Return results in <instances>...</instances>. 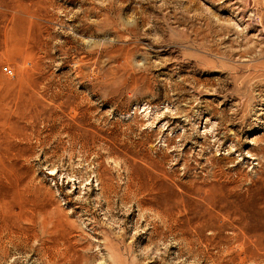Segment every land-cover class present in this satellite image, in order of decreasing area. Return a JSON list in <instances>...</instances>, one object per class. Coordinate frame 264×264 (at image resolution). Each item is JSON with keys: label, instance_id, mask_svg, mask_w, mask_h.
<instances>
[{"label": "rangeland", "instance_id": "374dc122", "mask_svg": "<svg viewBox=\"0 0 264 264\" xmlns=\"http://www.w3.org/2000/svg\"><path fill=\"white\" fill-rule=\"evenodd\" d=\"M0 264H264V0H0Z\"/></svg>", "mask_w": 264, "mask_h": 264}, {"label": "built area", "instance_id": "2783aa9c", "mask_svg": "<svg viewBox=\"0 0 264 264\" xmlns=\"http://www.w3.org/2000/svg\"><path fill=\"white\" fill-rule=\"evenodd\" d=\"M2 71H3V73H5L8 76H12L13 75L12 68L9 67V66H7V65H5V66L2 67Z\"/></svg>", "mask_w": 264, "mask_h": 264}, {"label": "bare ground", "instance_id": "6f19581e", "mask_svg": "<svg viewBox=\"0 0 264 264\" xmlns=\"http://www.w3.org/2000/svg\"><path fill=\"white\" fill-rule=\"evenodd\" d=\"M199 191V190H198ZM201 202H204L205 204H207V206H209V205H211L210 204V201L207 199V198H205V199H203ZM214 203V202H213ZM207 214V213H206ZM188 219H190V218H188ZM195 220V219H194ZM198 220V219H197ZM201 227V226H200ZM21 238V237H20ZM23 241V240H22ZM17 243V242H16Z\"/></svg>", "mask_w": 264, "mask_h": 264}]
</instances>
